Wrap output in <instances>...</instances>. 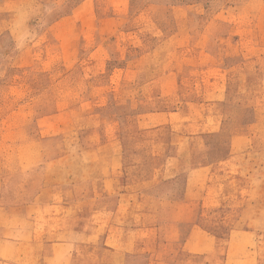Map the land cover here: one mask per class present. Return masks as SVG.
Here are the masks:
<instances>
[{"label":"rangeland","instance_id":"obj_1","mask_svg":"<svg viewBox=\"0 0 264 264\" xmlns=\"http://www.w3.org/2000/svg\"><path fill=\"white\" fill-rule=\"evenodd\" d=\"M89 155L121 223L44 260L31 232L71 233ZM189 222L215 252L183 250ZM231 235L227 264H264V0H0V264H225Z\"/></svg>","mask_w":264,"mask_h":264},{"label":"crops","instance_id":"obj_2","mask_svg":"<svg viewBox=\"0 0 264 264\" xmlns=\"http://www.w3.org/2000/svg\"><path fill=\"white\" fill-rule=\"evenodd\" d=\"M160 127V125H151L149 127ZM89 162L87 163V166L83 169L82 171V176L81 178H78L74 175L73 173V181L75 182V185H80L82 184V181H89L88 184H96L95 182L100 179V183L97 185H88V190L89 194H87V198L84 199L82 198L81 195L75 196L74 199L68 204H59L57 203L56 206L58 208H64L66 210H70L72 215H71V220H70V231L71 233L66 234L63 229L59 228V225L55 231V241L53 239L52 242H48L49 240V230L47 227H45V215L43 214L42 218V223L43 227L42 230L40 231H32L31 232V243L35 246L38 245L39 249L35 254L38 256L42 257L45 255L44 260H46L47 254H54L53 249L54 247H61L63 250L65 249L66 246L73 248L74 247V242L73 238L74 236L79 235H88V238L91 239H99L102 237V234H106V238H109V232L108 230L110 229V224L113 223H121V219H116L115 214L121 208V206L124 203V197L127 195V193H119L117 196L114 195L116 190L112 188L108 183L107 180H112V176L115 173V170L112 168V160L115 158L112 157L113 155H89ZM64 156H59V158H63ZM233 157V156H232ZM67 158V157H66ZM123 160H124V155H123ZM121 159V155L119 157V160ZM234 159V157H233ZM96 160H99L98 165L96 163ZM96 165L100 168V171H94L93 167L95 169ZM207 169L205 167H202L200 171L204 172ZM76 174V173H75ZM98 178V179H96ZM60 184H56L55 187L58 188ZM84 187L79 188H86V184L83 185ZM63 187V185H61ZM75 191V189H72ZM84 191V189H82ZM77 192V191H76ZM99 194V195H97ZM223 198H225V193H223ZM36 202H39V207L40 208H48V204L46 201H43V199L38 198L35 199L34 202L28 203L31 205H34ZM59 204V205H58ZM231 205V204H229ZM90 209L89 216L87 215H82L80 216L81 209ZM91 209H94V211H91ZM246 209V208H245ZM99 212H104L105 216H102L103 219H95L93 220V217H95ZM63 213V211H62ZM64 216V213L62 214ZM61 216V217H62ZM114 216V217H113ZM82 217L86 218L83 219ZM105 217V218H104ZM108 219V220H107ZM107 225H106V224ZM190 228L186 235L184 236L183 240V250L189 254H194V255H209L215 252L216 250V245H217V236L211 234L210 232L204 230L202 227H200L197 223L194 222H189ZM89 224L90 229L85 230L83 227L84 225ZM138 230V228H137ZM136 229L131 228V230L128 231L126 237L123 236L121 243L117 246L116 249H112V252L114 254L118 255H127L129 253H133L129 248H124V243L123 241L126 239L128 241L129 238L134 236L136 233ZM34 233V239L32 238V235ZM73 234V235H72ZM77 234V235H76ZM233 235V234H232ZM230 237V239L227 240L228 246L226 247V258H225V264H227L230 260H232L233 256L235 255V250L233 247V237ZM72 241V242H71ZM49 249L51 250L49 252ZM248 250V248H247ZM246 250V253L240 252L241 254H244L247 256V258H244L243 260H240L237 258L238 263L237 264H243V263H248V264H257L255 262L256 257L254 258V261L250 257H254L252 253H249ZM56 253V252H55ZM134 253H137L134 250ZM138 253L142 254L141 252L138 251ZM238 253V255H240ZM237 255V256H238ZM68 264H71L69 262Z\"/></svg>","mask_w":264,"mask_h":264}]
</instances>
